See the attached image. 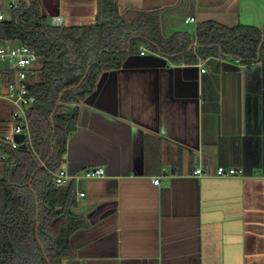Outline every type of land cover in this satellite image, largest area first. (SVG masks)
<instances>
[{
	"label": "crops",
	"instance_id": "crops-1",
	"mask_svg": "<svg viewBox=\"0 0 264 264\" xmlns=\"http://www.w3.org/2000/svg\"><path fill=\"white\" fill-rule=\"evenodd\" d=\"M36 1L53 26L93 24L98 12V0ZM115 1L120 15L157 11L164 39L193 35L207 20L264 27V0ZM214 58L216 73L206 60L174 62L140 42L99 75L60 164L74 190L68 212L87 222L70 235L62 264H264V56ZM10 111L0 100L2 140ZM3 160L0 152V178ZM217 167L240 175L218 177ZM87 168L104 175L86 178ZM34 204L38 226L35 195Z\"/></svg>",
	"mask_w": 264,
	"mask_h": 264
},
{
	"label": "trees",
	"instance_id": "trees-1",
	"mask_svg": "<svg viewBox=\"0 0 264 264\" xmlns=\"http://www.w3.org/2000/svg\"><path fill=\"white\" fill-rule=\"evenodd\" d=\"M7 15L0 21V42L17 40L33 48L39 67L29 85L35 103L26 114V148H11L0 138V264H62L70 257L68 239L87 222L69 214L75 205L73 187L54 186L51 172L60 167L78 105L99 75L120 67L138 43H154L174 62L196 64L220 51L250 64L263 36L259 54L264 56V29L207 20L196 25L193 35L176 32L164 39L157 11L120 15L115 0H98L95 22L89 25L53 26L36 0H19ZM34 195L40 205L38 226Z\"/></svg>",
	"mask_w": 264,
	"mask_h": 264
},
{
	"label": "built area",
	"instance_id": "built-area-1",
	"mask_svg": "<svg viewBox=\"0 0 264 264\" xmlns=\"http://www.w3.org/2000/svg\"><path fill=\"white\" fill-rule=\"evenodd\" d=\"M18 1L10 0L8 9L15 7ZM6 19H8V15L0 12V21ZM190 22H194V18L189 17L184 20V23ZM143 53V51L140 52V54ZM38 67L39 58L33 48L17 40L0 42V99L11 107L10 134L4 141L11 148H19V144L13 140L15 134H23L26 144L29 141L26 114L27 110L35 103V98L29 91V85L35 79ZM201 72H204V69H201ZM51 174V183L54 186L61 187L70 184L71 177L64 168L58 167ZM192 174L200 177L204 175V172L200 168H196ZM103 175L102 168H87L84 171L86 178H100ZM215 175L226 178L238 176L240 171L234 168L217 167ZM152 181L157 184L159 178H152Z\"/></svg>",
	"mask_w": 264,
	"mask_h": 264
},
{
	"label": "water",
	"instance_id": "water-1",
	"mask_svg": "<svg viewBox=\"0 0 264 264\" xmlns=\"http://www.w3.org/2000/svg\"><path fill=\"white\" fill-rule=\"evenodd\" d=\"M263 29H264V27L261 30L263 31ZM262 41H263V36L261 37V40H260V43H259V46H258V52H257V58H256L257 60L260 59L259 49H260V46L262 44ZM219 56L221 57V56H224V55L221 54V52L219 51ZM206 63L208 64L211 72H213V73L218 72L219 69H220V66L222 65L219 62V58H214V57L208 58L206 60ZM61 94H62V92H60L58 94V100H57V102L55 104V107L52 110V114L54 113L55 108H56V106L59 103V97L61 96ZM51 122H52V116H51ZM13 140H14V142L19 144V148L20 149H25L26 148V143L24 142V135L23 134H15L13 136ZM41 165H43V164H41ZM64 264H75V261L74 260H67Z\"/></svg>",
	"mask_w": 264,
	"mask_h": 264
},
{
	"label": "rangeland",
	"instance_id": "rangeland-1",
	"mask_svg": "<svg viewBox=\"0 0 264 264\" xmlns=\"http://www.w3.org/2000/svg\"><path fill=\"white\" fill-rule=\"evenodd\" d=\"M5 1H7L6 3L8 4L10 0H5ZM5 8H6V5H5ZM5 8H3V10H2V11H3V12H8V10H7V9H5ZM0 100H1V99H0Z\"/></svg>",
	"mask_w": 264,
	"mask_h": 264
}]
</instances>
